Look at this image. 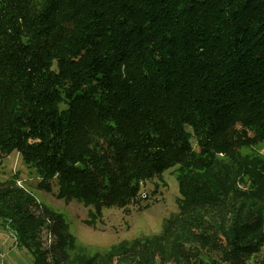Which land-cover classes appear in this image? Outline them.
<instances>
[{
    "label": "trees",
    "instance_id": "16d2710c",
    "mask_svg": "<svg viewBox=\"0 0 264 264\" xmlns=\"http://www.w3.org/2000/svg\"><path fill=\"white\" fill-rule=\"evenodd\" d=\"M261 145L264 0H0V165L17 152L95 219L177 182L158 235L86 257L62 214L0 181L32 264H264Z\"/></svg>",
    "mask_w": 264,
    "mask_h": 264
},
{
    "label": "rangeland",
    "instance_id": "374dc122",
    "mask_svg": "<svg viewBox=\"0 0 264 264\" xmlns=\"http://www.w3.org/2000/svg\"><path fill=\"white\" fill-rule=\"evenodd\" d=\"M241 135L245 136L246 132L241 131ZM258 150L263 154L264 146L261 145ZM13 176L16 185L31 192L41 205L64 216L69 232L74 238V254L86 257H101L111 248L120 246L122 242L156 236L163 220L176 213L178 192L172 170L165 172L162 180L154 179L146 184L147 199L137 206L103 210L97 219L94 218L96 216L91 217V211L77 201L65 203L54 193L46 194L37 190V175L23 163L17 152L4 157L0 165V181ZM155 186L157 191L153 192ZM5 229V234H0V252L4 256L3 260L0 259V264H32L31 256L25 250L13 246L14 240ZM112 264L127 262L123 258L115 257Z\"/></svg>",
    "mask_w": 264,
    "mask_h": 264
},
{
    "label": "built area",
    "instance_id": "2783aa9c",
    "mask_svg": "<svg viewBox=\"0 0 264 264\" xmlns=\"http://www.w3.org/2000/svg\"><path fill=\"white\" fill-rule=\"evenodd\" d=\"M8 235L14 240V235H13V233L11 231L8 232ZM3 258H4L3 254H0V259L3 260ZM2 264H3V262H2Z\"/></svg>",
    "mask_w": 264,
    "mask_h": 264
},
{
    "label": "crops",
    "instance_id": "0c3cea01",
    "mask_svg": "<svg viewBox=\"0 0 264 264\" xmlns=\"http://www.w3.org/2000/svg\"><path fill=\"white\" fill-rule=\"evenodd\" d=\"M3 229H4V228H3L2 224L0 223V234H1V232L5 234V231H4ZM13 246H14V245H13ZM14 247H15V246H14ZM17 249H19V248H17ZM0 254H2V253L0 252Z\"/></svg>",
    "mask_w": 264,
    "mask_h": 264
}]
</instances>
